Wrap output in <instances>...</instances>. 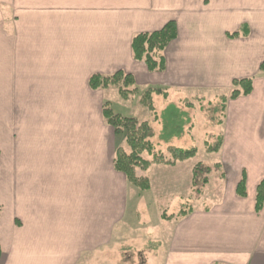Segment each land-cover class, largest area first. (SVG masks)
<instances>
[{
	"label": "crops",
	"instance_id": "0c3cea01",
	"mask_svg": "<svg viewBox=\"0 0 264 264\" xmlns=\"http://www.w3.org/2000/svg\"><path fill=\"white\" fill-rule=\"evenodd\" d=\"M170 23L175 38L150 72L132 40ZM263 63L264 0H0V264L106 262L125 242L130 185L114 168L117 138L103 118L120 93L89 85L117 72L133 78L135 94L163 92L153 104L164 109L172 93L227 98L251 79V93L228 100L218 122L219 200L161 219L150 262L264 264V208L255 211Z\"/></svg>",
	"mask_w": 264,
	"mask_h": 264
},
{
	"label": "rangeland",
	"instance_id": "374dc122",
	"mask_svg": "<svg viewBox=\"0 0 264 264\" xmlns=\"http://www.w3.org/2000/svg\"><path fill=\"white\" fill-rule=\"evenodd\" d=\"M228 93L223 91L221 95ZM140 94L130 97L129 103L122 101L119 95L113 111L123 117L148 122L153 131L154 151L151 156L142 154L147 169L140 174V178L147 180L149 188L129 187L125 242L120 246L113 245L105 252L106 262H97L96 257H91L86 264H152L151 252L157 247L153 241L154 231L157 225H166L161 220L162 214L176 217L196 210L200 204L210 205L220 197L221 170L214 165L217 156L206 149L214 147L221 135L218 125L224 116L221 99L212 95L210 99L202 100L198 95L187 97L183 93H172L168 107L164 109L160 102L155 103L156 112L152 114L140 105ZM180 94L185 98L182 102L173 97ZM176 122L178 124L172 125ZM117 143L128 152L123 140L117 139ZM169 146L185 150L195 148L196 154L189 160L173 162L168 153ZM116 249L118 253L109 257Z\"/></svg>",
	"mask_w": 264,
	"mask_h": 264
},
{
	"label": "trees",
	"instance_id": "16d2710c",
	"mask_svg": "<svg viewBox=\"0 0 264 264\" xmlns=\"http://www.w3.org/2000/svg\"><path fill=\"white\" fill-rule=\"evenodd\" d=\"M174 38L175 29L172 23L165 26V28H163L161 31L154 32L151 34H139L135 36L131 43V50L133 53L134 60L137 62H143L147 70L150 72L162 69L161 59L158 60L157 55ZM262 68H264V63L261 65V69ZM89 85L94 90L99 88H107L110 85H114L119 89L120 96L123 100H128V97L133 96V94H135L136 92V89H129L134 85L133 78L130 75H125L122 72H117L110 77L93 76L90 79ZM233 86L234 88L230 96L227 98H221L222 112H224L228 100H235L240 96H248L251 93L252 81L251 79H242L239 81H235ZM154 94L164 95L165 97V94L160 90L148 89L141 94L140 100L141 105H144L146 109L152 114H155V108L153 104ZM103 118L105 119L107 125H109L113 129L115 137L118 140H123L129 149L128 152H126L119 146V143H117L114 158L115 170L125 176L130 186H136L140 190H147L149 188L147 180H144L145 178H140V174H142V172L147 169V162L142 158V154L146 153L147 155L151 156L154 151V146L152 143V138L154 134L148 122H139L135 118L123 117L119 114H114L107 104L103 108ZM175 124H178V122L172 125ZM178 133L176 135H180ZM221 143L222 138L221 136H219L217 144L214 147H208L206 151L209 153L218 152ZM168 153L171 155L173 162H181L193 158L196 154V149L191 148L185 150L169 146ZM169 164L172 165V163ZM236 194L241 198L245 197V183L243 179L236 188ZM263 208L264 180L260 181L256 187V213L261 212ZM184 215L185 213H180L175 217L165 216V214H162L161 219L172 220L174 218L183 217Z\"/></svg>",
	"mask_w": 264,
	"mask_h": 264
}]
</instances>
